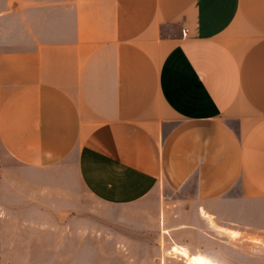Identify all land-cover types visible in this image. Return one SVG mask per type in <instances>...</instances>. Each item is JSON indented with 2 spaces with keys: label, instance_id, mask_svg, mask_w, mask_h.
<instances>
[{
  "label": "crops",
  "instance_id": "crops-1",
  "mask_svg": "<svg viewBox=\"0 0 264 264\" xmlns=\"http://www.w3.org/2000/svg\"><path fill=\"white\" fill-rule=\"evenodd\" d=\"M229 232L264 234V0H0V264Z\"/></svg>",
  "mask_w": 264,
  "mask_h": 264
},
{
  "label": "rangeland",
  "instance_id": "rangeland-1",
  "mask_svg": "<svg viewBox=\"0 0 264 264\" xmlns=\"http://www.w3.org/2000/svg\"><path fill=\"white\" fill-rule=\"evenodd\" d=\"M220 238L224 239L225 242L211 243L208 246L201 247V250L208 251L217 259L226 262V264H264V234L238 238L237 233L233 234L231 232L227 236H220ZM234 250L243 251L242 257H231V255H234V252H232ZM222 255L227 257H222Z\"/></svg>",
  "mask_w": 264,
  "mask_h": 264
},
{
  "label": "bare ground",
  "instance_id": "bare-ground-1",
  "mask_svg": "<svg viewBox=\"0 0 264 264\" xmlns=\"http://www.w3.org/2000/svg\"><path fill=\"white\" fill-rule=\"evenodd\" d=\"M233 234H234V232H233ZM173 249H174V251L184 255L188 259L190 264H212L210 261H208L204 257H200L198 255H192V256L189 255V253H188V251L186 249L178 248V247H174Z\"/></svg>",
  "mask_w": 264,
  "mask_h": 264
}]
</instances>
